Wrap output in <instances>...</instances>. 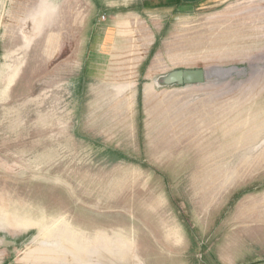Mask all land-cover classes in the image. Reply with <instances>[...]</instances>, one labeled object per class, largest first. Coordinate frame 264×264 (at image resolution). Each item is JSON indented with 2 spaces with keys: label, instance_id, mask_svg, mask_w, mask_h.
Wrapping results in <instances>:
<instances>
[{
  "label": "rangeland",
  "instance_id": "rangeland-1",
  "mask_svg": "<svg viewBox=\"0 0 264 264\" xmlns=\"http://www.w3.org/2000/svg\"><path fill=\"white\" fill-rule=\"evenodd\" d=\"M141 2L0 0V264H264V0Z\"/></svg>",
  "mask_w": 264,
  "mask_h": 264
},
{
  "label": "crops",
  "instance_id": "crops-1",
  "mask_svg": "<svg viewBox=\"0 0 264 264\" xmlns=\"http://www.w3.org/2000/svg\"><path fill=\"white\" fill-rule=\"evenodd\" d=\"M180 1V3H179ZM228 0H142L141 4L146 5L145 7H141V11L140 9H136L138 10L137 12H141V13H147V15H149L150 13H155V14H159L161 16L162 19V25H161V29H160V34L155 36L154 38V42H153V46L151 48L150 51V55L155 56V55H160L162 52H164V8H168V10H172V9H176L178 10L179 7H184V6H201L203 4L206 3H210V2H221L224 3ZM164 2L167 3V5H164ZM160 3H162L161 5H159ZM151 15V14H150ZM160 38V44L158 49H156L157 47H155L156 45V41L157 39ZM149 67V66H148ZM146 68L147 69L149 68Z\"/></svg>",
  "mask_w": 264,
  "mask_h": 264
},
{
  "label": "water",
  "instance_id": "water-1",
  "mask_svg": "<svg viewBox=\"0 0 264 264\" xmlns=\"http://www.w3.org/2000/svg\"><path fill=\"white\" fill-rule=\"evenodd\" d=\"M204 80L203 70H174L165 76L162 75L157 79L158 85H166L172 82L184 83V82H200Z\"/></svg>",
  "mask_w": 264,
  "mask_h": 264
},
{
  "label": "trees",
  "instance_id": "trees-1",
  "mask_svg": "<svg viewBox=\"0 0 264 264\" xmlns=\"http://www.w3.org/2000/svg\"><path fill=\"white\" fill-rule=\"evenodd\" d=\"M179 3H180V1H179ZM162 3H160L159 5H161ZM164 5H167V3L166 2H164Z\"/></svg>",
  "mask_w": 264,
  "mask_h": 264
}]
</instances>
